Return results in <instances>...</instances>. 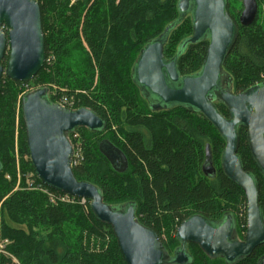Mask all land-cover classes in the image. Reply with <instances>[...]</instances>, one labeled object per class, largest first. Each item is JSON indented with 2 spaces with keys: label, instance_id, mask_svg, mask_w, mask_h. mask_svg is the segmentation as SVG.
I'll list each match as a JSON object with an SVG mask.
<instances>
[{
  "label": "trees",
  "instance_id": "trees-1",
  "mask_svg": "<svg viewBox=\"0 0 264 264\" xmlns=\"http://www.w3.org/2000/svg\"><path fill=\"white\" fill-rule=\"evenodd\" d=\"M37 1L46 53L54 57V67L47 72L45 65L27 83L14 81L5 72L1 79L0 236L12 241L7 253H0V264H126L112 228L96 217L90 202L86 210L79 203L54 204L44 192L28 185L29 179L42 182L30 160L21 100L40 88L48 89L52 102L65 96L73 99L75 109H92L105 120L102 130H77L85 160L73 168L74 173L78 180L96 185L110 206L124 210L133 205L138 221L157 232L171 257L182 244L177 237L179 225L194 215L211 221L232 215L238 233H244L245 238L247 199L244 190L222 168L225 138L201 112L181 106L154 110L132 77L141 51L173 23L164 46L165 57L176 59L181 76L202 69L209 42H187L193 35V20L189 13L181 18L180 0H76L71 6V0ZM182 29L186 34H180ZM4 31L8 29L4 27ZM179 34L173 47L172 40ZM77 49L79 55L74 52ZM9 54L8 49L2 61L4 69ZM223 71L236 92L264 83V22L257 20L240 27ZM25 84L31 89L25 90ZM216 106L223 116L230 115L223 102ZM155 121L164 122L160 131L154 129ZM17 129L22 156H27L21 160L20 173L11 153ZM238 134L237 154L244 169L257 180L264 219V174L252 155L247 130L240 128ZM105 139L127 156L124 172L115 170L100 151ZM207 148L212 175L203 168ZM93 161L105 171L96 176ZM72 213L78 227L67 232L64 224L71 223L68 219ZM21 216L28 220L31 232L19 226ZM83 231L100 239L109 238L108 249L100 253L86 250L81 244ZM187 251L190 261L186 264H258L264 255V242L235 263L211 257L196 244H187Z\"/></svg>",
  "mask_w": 264,
  "mask_h": 264
},
{
  "label": "water",
  "instance_id": "water-1",
  "mask_svg": "<svg viewBox=\"0 0 264 264\" xmlns=\"http://www.w3.org/2000/svg\"><path fill=\"white\" fill-rule=\"evenodd\" d=\"M243 6L240 25L248 27L257 20L259 4L257 0H243ZM178 7L181 18L188 13L192 16L193 35L187 42L209 40L201 71L181 76L176 59L165 57L164 46L173 23L141 51L132 77L154 110L181 106L201 112L225 138L222 168L244 190L247 199L245 239L234 238L232 215H226L221 221L194 215L179 225L177 237L182 244L171 257L157 232L138 221L133 205L124 210L112 207L104 202L96 185L77 179L72 167L74 148L69 134L81 127L99 131L106 127V122L92 109H72L50 101L47 88L26 94L21 100L30 159L45 186L90 201L96 217L112 228L126 264H186L190 261L189 243L199 245L211 257H222L228 263H235L248 257L264 242L258 183L244 169L237 154L238 129L246 127L252 155L264 174V83L238 95L221 88L225 75L223 64L240 28L227 11V0H180ZM4 27L8 29L7 33ZM8 49V65L4 69L2 61ZM46 58L38 1L0 0V83L4 72L14 81L30 82L44 68ZM215 101L228 107L229 119L219 112ZM100 151L115 170L124 172L127 169V156L108 139L100 143ZM212 164L207 148L204 168L210 175L214 172ZM258 264H264V255Z\"/></svg>",
  "mask_w": 264,
  "mask_h": 264
},
{
  "label": "rangeland",
  "instance_id": "rangeland-1",
  "mask_svg": "<svg viewBox=\"0 0 264 264\" xmlns=\"http://www.w3.org/2000/svg\"><path fill=\"white\" fill-rule=\"evenodd\" d=\"M75 1L76 0H71L70 1V6L72 5V4H74L75 3ZM229 3H230V8H231V10H233L234 12L235 11H237L238 9H240L241 8V0H229ZM167 18V15H164L163 16V19H166ZM259 22H261V23H263L264 22V0H260V10H259V16H258V19H257ZM147 25V24H146ZM185 32V29H182L181 31H180V34L181 35H183V34H186V33H184ZM183 33V34H182ZM180 34L179 35H177L173 40H172V46L173 47H175V46H177V43H178V39H179V37L178 36H180ZM83 44H84V46H86L85 45V43L83 42ZM76 54H80V50H75L74 51ZM47 67V72H52V70H53V67H54V65L52 66V65H47L46 66ZM122 71L123 70H121V72L120 73H122ZM117 77H119V76H117ZM25 90H29V89H31L30 87H28V88H24ZM21 98V95L19 94V99ZM18 105V104H17ZM18 113V112H17ZM162 123H164L163 121H161V122H158V121H155V122H153V126L155 127L154 129H157L158 131H160L161 130V128H162V126H163V124ZM16 125L18 126V120H17V123H16ZM26 133V132H25ZM11 153L13 154V156L15 157V162H16V171L18 172V173H20L19 171H21V160L23 159V160H26V158H27V156H25V155H23L22 156V152H21V140H20V131L17 129L16 131H15V137H14V144H13V148L11 149ZM31 160V159H30ZM92 164H93V168H92V170L94 171V173H95V175L97 176L98 175V173H103L105 170H104V168L102 167V166H100L97 162H95V161H93L92 162ZM6 177L7 178H9V175H6ZM28 177H29V175H28ZM28 185H29V182H28ZM63 203H65V202H63ZM67 205H77V203H73V204H71V203H66ZM81 204H79V206H80ZM83 206V208L86 210L87 208H88V206L86 207L85 205H82ZM75 213H77V212H75ZM76 216H77V214H76ZM74 218H76L75 217V214H71L70 215V217H69V225L68 224H64L65 225V227H67V228H65L66 229V231L68 232V231H71V232H74L75 231V229H76V226L78 227V223H77V221H76V219H75V221H74V223H73V220H74ZM18 221L20 222L19 223V226H21L22 228H24L26 231H28V232H31V228H30V225L28 224V220L27 219H25V217H20L19 219H18ZM35 229H38V227L37 226H35L34 227ZM65 229H64V231H65ZM243 234L244 233H238V231H237V235H236V237L239 239V240H244V237H243ZM83 238H82V240H81V244L83 245V247L86 249V250H88L89 252H91V253H100V252H102V251H105V250H107L108 249V247H109V244L111 243V240L109 239V238H105V239H100V238H98L97 236H95L93 233H89L88 231H83V236H82ZM72 241H73V243L75 242V239L73 238V236H72ZM0 241L1 242H4V248H3V251H0V253H7L6 252V247H7V245H9L10 243H11V241L12 240H9V238H4V237H1L0 236ZM15 261L16 262H18L16 259H15Z\"/></svg>",
  "mask_w": 264,
  "mask_h": 264
},
{
  "label": "built area",
  "instance_id": "built-area-1",
  "mask_svg": "<svg viewBox=\"0 0 264 264\" xmlns=\"http://www.w3.org/2000/svg\"><path fill=\"white\" fill-rule=\"evenodd\" d=\"M53 58H54L53 56H47L45 65H52ZM25 87L28 88V85L25 84ZM55 103H58L64 107H69L72 109H75L76 107L73 99H69L65 96H61L60 98H58L55 101ZM69 139L71 143L73 144V148H74V154L72 157V167L74 168L75 166L83 163V161L85 160V152H84V147L82 145L80 135L77 130L69 135ZM28 182H29V186L31 189H37V190L44 192L48 196L50 202L54 204L63 203V202L71 203V204L79 203L87 207L88 202H90L89 200L85 198H77V197H74V196L59 192V191H55L45 186L43 183H36L34 180L29 179ZM3 248H4V242L0 241V251H3Z\"/></svg>",
  "mask_w": 264,
  "mask_h": 264
},
{
  "label": "flooded vegetation",
  "instance_id": "flooded-vegetation-1",
  "mask_svg": "<svg viewBox=\"0 0 264 264\" xmlns=\"http://www.w3.org/2000/svg\"><path fill=\"white\" fill-rule=\"evenodd\" d=\"M258 1V4H259V10H260V0H257ZM243 8H244V6H243V0H241V8L240 9H238L237 11H233V10H231V8H230V3H229V0H227V11H228V13H229V15L231 16V18L237 23V24H239V26L241 27V25H240V15H241V13H242V11H243ZM189 15H191V13H189ZM258 16H259V14H258ZM257 19H258V17H257ZM257 21V20H256ZM255 21V22H256ZM254 22V23H255ZM253 23V24H254ZM251 26V25H250ZM239 30H240V28H239ZM208 42H209V40H207ZM208 45H209V43H208ZM201 71V70H200ZM199 71V72H200ZM198 73V72H197ZM230 78H229V76L227 75V74H225L224 75V77H223V79H222V82H223V84H222V86H221V88L222 89H225L226 91L228 90L230 93H232L233 95H238V94H241V93H244V92H246L247 90H245V91H242V92H236L235 90H234V88H233V86H232V84H231V82H230V80H229ZM251 89V88H250ZM249 90V89H248ZM216 103H219V101H215V104ZM225 107H226V109L229 111V113H230V110L228 109V107L225 105ZM160 110H164V109H160ZM226 118H230V115L229 116H227ZM240 128H245L246 130H247V128L246 127H239V129ZM247 132H248V130H247ZM70 135V134H69ZM204 168V167H203ZM206 169V168H205ZM233 233H234V238L236 239V240H239L237 237H236V235H237V227H236V224H234V228H233ZM245 239V238H244ZM240 241H242V240H240ZM189 244H193V243H189ZM189 253V252H188Z\"/></svg>",
  "mask_w": 264,
  "mask_h": 264
},
{
  "label": "bare ground",
  "instance_id": "bare-ground-1",
  "mask_svg": "<svg viewBox=\"0 0 264 264\" xmlns=\"http://www.w3.org/2000/svg\"><path fill=\"white\" fill-rule=\"evenodd\" d=\"M56 89V88H55Z\"/></svg>",
  "mask_w": 264,
  "mask_h": 264
}]
</instances>
